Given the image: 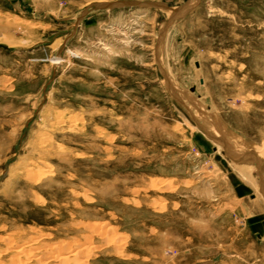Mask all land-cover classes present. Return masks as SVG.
I'll list each match as a JSON object with an SVG mask.
<instances>
[{
	"label": "rangeland",
	"instance_id": "rangeland-1",
	"mask_svg": "<svg viewBox=\"0 0 264 264\" xmlns=\"http://www.w3.org/2000/svg\"><path fill=\"white\" fill-rule=\"evenodd\" d=\"M0 264H264V0H0Z\"/></svg>",
	"mask_w": 264,
	"mask_h": 264
},
{
	"label": "water",
	"instance_id": "water-1",
	"mask_svg": "<svg viewBox=\"0 0 264 264\" xmlns=\"http://www.w3.org/2000/svg\"><path fill=\"white\" fill-rule=\"evenodd\" d=\"M122 7H148V8H160L167 10L171 13V19H174L178 16H183L190 10L188 5H184L178 8H169L165 5L154 3V2H137V1H117V2H108V3H99L92 4L91 8L101 10V9H113V8H122ZM244 159V158H241ZM248 160V159H247ZM252 162L253 160H248Z\"/></svg>",
	"mask_w": 264,
	"mask_h": 264
},
{
	"label": "bare ground",
	"instance_id": "bare-ground-1",
	"mask_svg": "<svg viewBox=\"0 0 264 264\" xmlns=\"http://www.w3.org/2000/svg\"><path fill=\"white\" fill-rule=\"evenodd\" d=\"M99 3H101L100 1H98V3H94V4H99ZM103 3H108V2H103ZM191 5H192V3H191ZM171 18V17H170ZM180 18H182V16H178V17H175L174 19V21H178ZM9 44H10V46H14L15 45V43L14 42H12V41H9L8 42ZM254 154V153H253ZM243 160V159H242ZM243 161H245V160H243ZM247 161V160H246ZM254 161V160H253ZM246 173V172H245ZM252 173V172H251Z\"/></svg>",
	"mask_w": 264,
	"mask_h": 264
}]
</instances>
